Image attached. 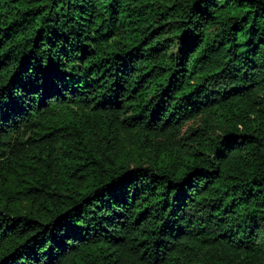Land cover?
<instances>
[{
  "label": "trees",
  "instance_id": "trees-1",
  "mask_svg": "<svg viewBox=\"0 0 264 264\" xmlns=\"http://www.w3.org/2000/svg\"><path fill=\"white\" fill-rule=\"evenodd\" d=\"M0 264H264V0H0Z\"/></svg>",
  "mask_w": 264,
  "mask_h": 264
}]
</instances>
